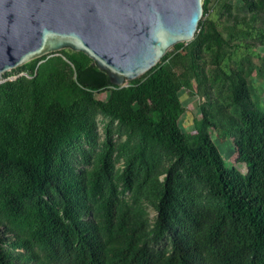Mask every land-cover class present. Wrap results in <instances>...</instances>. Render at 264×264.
Instances as JSON below:
<instances>
[{
  "label": "trees",
  "instance_id": "1",
  "mask_svg": "<svg viewBox=\"0 0 264 264\" xmlns=\"http://www.w3.org/2000/svg\"><path fill=\"white\" fill-rule=\"evenodd\" d=\"M202 47L199 35L176 43L129 81L146 106L124 140L112 121L98 130L82 97L115 86L83 52L58 51L69 72L45 70L42 56L3 74L0 264H264V113L243 105L239 121L216 115L218 130H238L244 174L226 165L206 133L197 154L177 124L179 74L200 82ZM230 93L234 104L248 100L238 79ZM18 137L32 149L25 161L5 156L21 151Z\"/></svg>",
  "mask_w": 264,
  "mask_h": 264
},
{
  "label": "water",
  "instance_id": "2",
  "mask_svg": "<svg viewBox=\"0 0 264 264\" xmlns=\"http://www.w3.org/2000/svg\"><path fill=\"white\" fill-rule=\"evenodd\" d=\"M202 2L0 0V77L64 49L83 52L120 85L148 71L176 43L193 39Z\"/></svg>",
  "mask_w": 264,
  "mask_h": 264
},
{
  "label": "rangeland",
  "instance_id": "3",
  "mask_svg": "<svg viewBox=\"0 0 264 264\" xmlns=\"http://www.w3.org/2000/svg\"><path fill=\"white\" fill-rule=\"evenodd\" d=\"M202 4L205 11L203 9L194 34L203 40L196 61L200 82L194 75L179 74L182 86L176 92L181 107L177 124L197 154L205 151L198 143V135L200 132L206 133L216 144L226 165L244 174L247 167L236 159L234 146L238 130H218L216 115L218 111H223L239 121V111L243 105L264 113V0H203ZM43 57H39L42 59L38 63H44L45 70L55 68L69 72L72 69L58 51ZM3 74L0 79L4 78ZM21 74H11L7 79ZM232 79L243 81L248 89V100L242 105L234 104L228 98ZM81 94L95 108L99 131L108 121L122 127L119 140H124L136 125L135 111L143 110L146 106V100L133 93L129 81L99 91L86 89ZM202 108L207 110V119L203 118ZM134 130H139V127ZM102 139L100 135V141ZM15 142L20 145L21 151L8 153L6 158L25 161L32 152L29 143L21 137L16 138ZM121 164L119 161L116 166ZM146 210L151 222L155 213L151 207Z\"/></svg>",
  "mask_w": 264,
  "mask_h": 264
}]
</instances>
